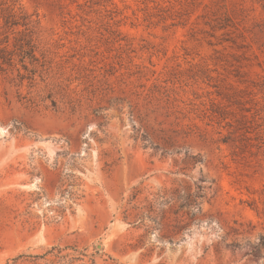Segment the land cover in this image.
Here are the masks:
<instances>
[{
	"label": "rangeland",
	"instance_id": "rangeland-1",
	"mask_svg": "<svg viewBox=\"0 0 264 264\" xmlns=\"http://www.w3.org/2000/svg\"><path fill=\"white\" fill-rule=\"evenodd\" d=\"M16 12L37 61L0 12V264H264V0Z\"/></svg>",
	"mask_w": 264,
	"mask_h": 264
},
{
	"label": "trees",
	"instance_id": "trees-1",
	"mask_svg": "<svg viewBox=\"0 0 264 264\" xmlns=\"http://www.w3.org/2000/svg\"><path fill=\"white\" fill-rule=\"evenodd\" d=\"M20 0H0V12L2 14H5V25L6 26H12V27H24V34H25V46L27 47L24 49V47H20L22 50V59L21 62L24 63L26 59L31 60L32 62H36L37 58L35 55V45H33V39H32V31H30V22H27V18L18 16L16 12V7L19 5ZM229 25L226 24V26H223L221 28L228 27ZM1 30V26H0ZM8 37H6L5 40H7ZM8 43V40L5 41ZM3 53L2 56H0V61L2 63L0 64V68H3V65L5 64H11L12 63V53H9L6 49L1 51ZM26 69V67H25ZM249 111V110H247ZM220 118L225 119L222 114H219ZM200 161V160H197Z\"/></svg>",
	"mask_w": 264,
	"mask_h": 264
}]
</instances>
